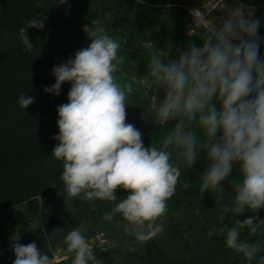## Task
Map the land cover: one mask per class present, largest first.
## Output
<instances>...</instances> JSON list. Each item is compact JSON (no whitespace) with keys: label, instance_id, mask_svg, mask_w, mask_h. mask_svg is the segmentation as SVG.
I'll return each mask as SVG.
<instances>
[{"label":"clouds","instance_id":"1","mask_svg":"<svg viewBox=\"0 0 264 264\" xmlns=\"http://www.w3.org/2000/svg\"><path fill=\"white\" fill-rule=\"evenodd\" d=\"M136 3L147 6L148 0ZM255 12V7L237 0L232 11L213 22L194 18L199 33L194 36L189 30L186 47L150 57V107L157 123L171 126L156 141L154 124L143 117L154 126L148 147L142 132L127 122L126 106L132 105L134 86L143 78L133 74L123 83L118 81L116 74L125 63L121 42L104 26L85 30L89 45L54 65L55 83L44 88L46 94L58 97L64 83L71 85L68 102L56 109L59 131L52 138L58 143L51 152L63 162L66 198L86 201L90 210L98 200L112 202L103 219L112 222L118 214L127 222L125 232L146 243L164 231L163 217L182 168H194L198 152L204 151L207 163L199 190L215 194L220 221L233 218L231 225H213L209 238L226 234V247L243 261L264 264V219L259 215L264 209V55L260 51L264 35ZM46 19L37 13L19 28L23 51L34 50L27 30H43ZM34 102L30 95L18 98L22 112L27 113ZM190 186L186 176L182 187ZM119 189L128 193L126 197L117 198ZM227 190L232 195L226 200ZM245 211L251 214L238 219ZM244 231L247 238L242 239ZM17 241L9 244L13 264H51L36 242ZM63 242L72 254L71 264H103L82 227L67 231Z\"/></svg>","mask_w":264,"mask_h":264},{"label":"trees","instance_id":"2","mask_svg":"<svg viewBox=\"0 0 264 264\" xmlns=\"http://www.w3.org/2000/svg\"><path fill=\"white\" fill-rule=\"evenodd\" d=\"M232 1L223 0L226 4ZM57 2L0 0V216L21 204H27L38 216L39 226L26 231L17 242L24 245L36 242L50 260L65 245L63 237L67 231L77 227L82 219L105 221L104 213L113 206L112 202L98 200L96 208L90 210L86 201L67 199L61 181L63 162L51 154L58 143L52 138L59 131L56 109L58 105L68 102L67 94L71 87L70 83H64L58 97L44 92L46 86L55 83L53 66L65 62L69 56L64 51L67 43L57 48L54 42L51 19L55 15ZM109 3L112 7L104 8L107 16L114 17L115 9L119 8L127 12V22L129 12L133 11L137 19L132 23L136 24L135 21L139 19L144 24L143 28H154L167 35L178 33L169 28L171 21L178 22L180 29L192 21L183 0H148L147 6L137 4L136 0H107ZM244 3L255 7V16L261 22L260 33L264 35V0H244ZM168 4L171 6L165 7ZM37 13H43L47 19L43 30H27L34 46V50L28 53L22 50L23 45L17 39L18 32ZM260 51L264 55V44ZM21 94L35 97L27 113L22 112L18 104ZM143 117L154 124L156 141L171 125L157 123L150 106L145 101H139L128 123L142 132L143 143L148 147L154 126L151 122L146 123ZM206 163V153L199 151L196 166L192 169L182 168L176 193L168 201V212L163 217L167 221L164 234L152 239L153 243L145 254L126 257L122 264H247L226 247V234L208 236L213 225L217 228L222 224L231 225L233 218L229 216L220 221L219 213L214 208L215 194L199 190L200 174ZM186 176L191 183L187 190L182 187ZM127 194L122 189L116 192L118 199ZM231 195V190H227L225 199H230ZM250 214L245 211L237 218L243 220ZM259 215L264 219V209L260 210ZM120 220L117 214L112 222ZM56 229L64 231H54ZM241 238H247V231L241 233ZM9 244L2 240L0 234V264H13L15 256ZM104 255L101 252L96 257L101 260ZM71 260L72 256H69L51 264H71Z\"/></svg>","mask_w":264,"mask_h":264},{"label":"rangeland","instance_id":"3","mask_svg":"<svg viewBox=\"0 0 264 264\" xmlns=\"http://www.w3.org/2000/svg\"><path fill=\"white\" fill-rule=\"evenodd\" d=\"M187 9H198L206 18V22H213L222 15L233 10L237 0L229 4L223 0H183ZM58 0L55 8V15L51 19L54 42L57 48H62L63 43H67L69 56L89 45L87 32H91L98 25L106 27L109 34L121 42L120 54L125 57V63L121 70L116 74L118 81L123 83L130 79L133 74L142 77V82L136 87V91L130 97L127 107V122L134 114L136 104L145 101L149 106V97L152 94V77L148 71V61L151 56L159 54L161 51L175 54L177 48L187 46L189 41L188 32H193L198 36L199 29L192 26V21L179 27L178 22L172 23L170 29L177 30V34L167 35L154 28H143L144 24L139 21L134 22L136 15L133 11L128 14L127 23L125 16L127 12L115 9L116 15L109 17L104 13V8L110 6L107 0H65L63 4ZM107 4V5H106ZM189 15H192L187 10ZM126 14V15H125ZM65 27V28H64ZM179 29V30H178ZM87 32H86V31ZM199 44V41H196ZM68 56V57H69ZM67 57V58H68ZM136 64L137 67L133 68ZM151 108V107H150ZM0 234L4 242L10 243L12 240L20 241L26 231L35 229L39 226L38 216L30 209L27 204H21L0 216ZM159 222V221H158ZM125 221L106 222L92 219H82L77 227H82L84 234L91 244L94 254L105 253L101 259L104 264H122L126 257L132 255H142L147 252L152 240L140 243L135 238L125 232ZM167 226L166 219H163V228ZM164 231L157 236H162ZM154 239V238H153ZM72 256L66 250V245L55 252L51 262H60Z\"/></svg>","mask_w":264,"mask_h":264},{"label":"built area","instance_id":"4","mask_svg":"<svg viewBox=\"0 0 264 264\" xmlns=\"http://www.w3.org/2000/svg\"><path fill=\"white\" fill-rule=\"evenodd\" d=\"M191 15H192V26L194 28H196L194 25H193V20L194 18H197V17H200V18H203L205 20V16L198 10V9H194V10H191L190 11Z\"/></svg>","mask_w":264,"mask_h":264},{"label":"crops","instance_id":"5","mask_svg":"<svg viewBox=\"0 0 264 264\" xmlns=\"http://www.w3.org/2000/svg\"><path fill=\"white\" fill-rule=\"evenodd\" d=\"M184 2V1H183ZM185 4V3H184ZM186 7V6H185ZM187 9V8H186ZM187 10H189V11H191L190 9H187ZM192 10H194V9H192Z\"/></svg>","mask_w":264,"mask_h":264}]
</instances>
